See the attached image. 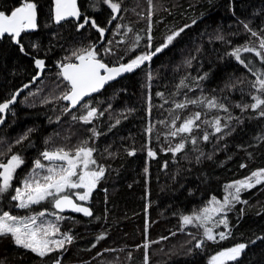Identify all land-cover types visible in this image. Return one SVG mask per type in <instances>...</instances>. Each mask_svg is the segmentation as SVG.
<instances>
[{
	"label": "trees",
	"instance_id": "obj_1",
	"mask_svg": "<svg viewBox=\"0 0 264 264\" xmlns=\"http://www.w3.org/2000/svg\"><path fill=\"white\" fill-rule=\"evenodd\" d=\"M32 2L37 4L38 28L22 33L19 44L12 37L0 42V102L20 92L16 103L0 113L5 118L0 160L13 154L24 159L12 182L15 189L22 187L34 161L42 160L43 151L74 148L87 140L105 172L87 204L92 210L89 218L62 215L48 203L30 209L33 214L47 210L48 216L71 219L66 228L74 239L65 245L64 255L54 251L40 257L10 237H0V264H56L57 258L60 264H211L218 252L240 243L246 248L229 264H264V184L242 190L241 200L247 203L226 210L230 235L223 241L205 240L202 247H195L202 240L200 230L185 226L181 219L200 213L213 198L223 201L234 191L228 185L264 170V117L258 115L261 109L245 108L254 102L253 95L260 94L252 87L256 77L230 55L246 44L258 47L257 38L244 25L264 35V0H152L151 5L148 0H115L121 4L118 14L103 0H79L80 23L90 21L80 29V23L73 21L54 24L53 0ZM22 3L0 0V11L10 14ZM92 20L106 29L103 37L91 26ZM180 28H184L180 36L150 62L85 101L97 109L93 122L79 119L87 114L86 108L64 111L68 105L57 99L67 90L60 65L74 50L95 46L103 62L116 66L154 51ZM136 36L141 38L138 43ZM109 47L114 54H105ZM241 58L264 71L254 53L242 52ZM37 59L44 61L42 74ZM186 98L207 99L177 109L175 105ZM210 100L227 111L207 107ZM196 112L201 118L191 137L169 135L176 117L179 127ZM74 114L78 119H72ZM216 118L223 129L219 133L204 123ZM25 135L27 139L21 140ZM181 142L185 147L179 153L168 150ZM149 150L155 155L149 156ZM13 194L10 190L0 198V211L22 212L10 199Z\"/></svg>",
	"mask_w": 264,
	"mask_h": 264
},
{
	"label": "snow or ice",
	"instance_id": "obj_2",
	"mask_svg": "<svg viewBox=\"0 0 264 264\" xmlns=\"http://www.w3.org/2000/svg\"><path fill=\"white\" fill-rule=\"evenodd\" d=\"M103 2L109 6L112 13L118 14L120 12V2H115V0H103ZM148 3L151 5L152 0H148ZM80 15L77 0H55L54 18L56 23L69 18H76L78 20ZM112 19H116V16L113 15ZM89 23V19L85 18L82 23L78 24V29L84 28ZM91 26L96 28L101 37L104 36L106 29L99 27L95 20L91 21ZM244 27L251 33L252 37L257 38L258 47L246 44L242 48H235L230 55L240 64L245 65L256 77L252 83V87L260 94L253 95L252 99L254 102L246 105L245 108H251L254 111L261 109L258 115L264 117V108H262L264 106V71L252 68L250 64L245 62V59L241 58L242 52L254 53L256 57L260 58L261 63L264 64V35L252 30L247 24ZM37 28V4L32 2V0H23L22 5L12 10L10 14L0 11V38H3L7 34L19 44V38L22 33L36 30ZM128 31H131V29H128ZM183 31L184 28H180L178 31L168 35L166 42L154 51L137 55L128 63H118V66H109L103 62L99 58L100 53L96 51L95 46L74 50L65 58L67 62L60 65V75L67 82V90L58 96L57 99L70 102V106L66 107L64 111L69 112L72 108L80 105L81 108L87 109V114L80 116L79 119L86 124L91 123L97 117V109L91 107L87 102L81 104V101L85 97L99 92L105 84L117 79L122 74L131 73L145 64V62H150L154 55L167 48ZM219 38L223 39V37ZM140 39L139 36L135 37L137 43ZM151 39V36H149L148 40L150 41ZM118 43H123V41ZM147 47L151 48V44L149 43ZM21 51H23V45H21ZM104 52L105 54L112 53V49L110 47L105 48ZM35 65L38 69L43 70L44 61L37 59L35 60ZM181 85L187 86L184 85L183 81H181ZM25 87L28 86L25 85ZM19 94L20 92L17 91L8 100L0 102V113H5L9 110L10 105L16 103V98ZM158 95L163 94L160 93ZM206 99L186 98L183 103H177L175 107L177 109H184L189 104H204ZM207 107H219L227 111L223 105H217L215 100L207 101ZM200 118L201 114L196 112L184 119L181 125L177 127L176 120L179 117H176L172 121L169 135L176 137L179 134H185L191 137L194 129L199 127L196 122ZM72 119L76 120L78 117L74 114ZM3 123L4 120L0 117V124ZM116 123H119V120ZM204 123L213 127L216 133L223 130L219 118H216L214 121L205 120ZM92 131L96 134L95 129H92ZM208 138V134L205 133L203 139L207 141ZM23 139H27V135L21 138V140ZM20 142V140L17 141V143ZM190 142L196 144L197 141L195 138H192ZM87 143L88 141L84 140L74 148L66 149L65 147H58L43 151L40 155L42 160L47 161L48 164L43 163L41 159H36L31 173L23 179L22 187H16L15 189H13L12 182L16 177L17 169L24 164V159L19 154H13L6 161L0 160V198H3L6 193L12 190L14 194L11 195L10 199L17 202L15 206L19 209H31L34 205L48 203L60 213L72 211L82 213L84 216H92L91 210L88 207L82 206L78 201L85 202L90 199L93 190L104 176L105 169L103 166L97 164L96 159L93 157L94 149L87 147ZM184 147L185 144L181 142L175 148H169L168 150L175 154L182 151ZM148 155L154 156L155 153L149 150ZM259 184H264V170L255 171L249 177L228 185L227 188L234 189V191H229L223 203L213 198V207H205L198 214L193 213L192 215L182 216L181 219L185 226L194 225L197 228H203V237L205 239L199 240L195 247H202L205 240L218 242L214 228L219 227L221 224L225 228H228L226 210L234 207L235 203H247L241 200V191L251 189ZM220 214H223L224 218L219 220L213 219L214 216ZM46 215H48L47 210L25 216H17L8 211H0V237H10L15 245L30 250L40 257H45L53 251L63 250L65 245L71 244L74 238L69 233H61L59 224L45 219ZM51 215H55L57 221L64 219L63 216L56 215L55 213ZM209 223L212 224V227L208 226ZM188 234L192 235L191 233ZM229 235L230 232L221 231L218 233V238L220 241H223ZM103 238V236L99 237V239ZM193 238L195 239V237ZM245 248L246 244L240 243L222 250L211 258V264H229V262L237 260ZM56 264H60L58 258Z\"/></svg>",
	"mask_w": 264,
	"mask_h": 264
},
{
	"label": "rangeland",
	"instance_id": "obj_3",
	"mask_svg": "<svg viewBox=\"0 0 264 264\" xmlns=\"http://www.w3.org/2000/svg\"><path fill=\"white\" fill-rule=\"evenodd\" d=\"M251 65H253L254 67H256V63H254V62H251ZM43 73V70H40L39 69V74H42ZM63 78V77H62ZM3 120H5V118L3 117ZM0 126H1V124H0ZM45 163H46V165L48 164L46 161H44ZM95 190V189H94ZM93 190V191H94ZM234 190V189H233ZM228 193V192H227ZM217 200V199H216ZM213 201V200H212ZM212 201L210 202V204L209 205H207V207H209V208H211V207H213L214 205H213V203H212ZM217 201H220L221 203H223V201L222 200H217ZM89 202H90V199L88 200V201H85V202H83V203H85L86 205L87 204H89ZM18 209V208H17ZM24 210V211H23ZM19 211H22V212H15V213H11V214H13V215H17V216H25V215H29V214H33V213H31L30 212V209H22V210H19ZM202 212V211H201ZM19 214V215H18ZM222 218H224L223 217V214H220V215H216V216H214L213 217V219L214 220H219V219H222ZM45 219H48V220H51L52 222H55V223H58L59 224V226H60V232L61 233H69L70 235H72L71 233H70V231L66 228V226L67 225H69V222H72V221H69V220H71V219H69V218H64V219H62V220H59V221H57L56 219H55V215H50V216H48V215H46V217H45ZM226 219H227V215H226ZM65 220L67 221V222H65ZM194 227V225H190V227ZM209 227H212V224L211 223H209V225H208ZM196 227V226H195ZM199 230H200V233H201V237H202V239H205L204 237H203V228H198ZM227 230H228V228H225L224 227V225H220L219 227H215L214 228V233L215 234H217V239H219L218 238V233L219 232H221V231H224V232H227ZM73 236V235H72ZM200 238V237H199ZM218 241V240H217ZM146 250H145V252L146 253H148L149 252V247H148V245L146 246V248H145ZM58 251H60V254H62V255H64L65 253H64V249L63 250H58ZM54 252V251H53ZM110 264H111V262H109Z\"/></svg>",
	"mask_w": 264,
	"mask_h": 264
},
{
	"label": "water",
	"instance_id": "obj_4",
	"mask_svg": "<svg viewBox=\"0 0 264 264\" xmlns=\"http://www.w3.org/2000/svg\"><path fill=\"white\" fill-rule=\"evenodd\" d=\"M54 1V8H53V21H54V24L55 25H61V24H63V23H65V22H68V21H73V22H75V23H80V21H81V19H82V16H83V13H82V11L80 10V7H79V0H77V7H78V9H79V11H80V18L77 20L76 18H69V19H66V20H64V21H61L60 23H56L55 22V18H54V9H55V0H53ZM32 31H35V30H32ZM32 31H28V32H32ZM22 35V34H21ZM4 37H10V36H8L7 34L4 36ZM3 37V38H4ZM21 37V36H20ZM3 38H0V42L3 40ZM15 41V40H14ZM16 43V42H15ZM116 66H118V65H116ZM60 71H61V68H60ZM132 73V72H131ZM128 74H130V73H124V74H122L121 76H119L117 79H115V80H112V81H110L109 83H107V84H105V86L99 91V92H96V93H93L92 95H90V96H87V97H85L84 98V100L83 101H81V104H83L85 101H87V100H90V99H92L93 97H95V96H97L98 94H100L107 86H109V85H111V84H113L114 82H116V81H118L119 79H121V78H123L124 76H126V75H128ZM66 82V81H65ZM67 83V82H66ZM64 103L66 104V105H68V106H70V102H68V101H64ZM80 107V105H77V107L76 108H72L71 109V111H73V110H75V109H77V108H79ZM0 130H1V126H0ZM82 206H85V207H88L90 210H91V208L88 206V205H85V204H81ZM56 210V209H55ZM58 213H60L58 210H56ZM91 212H92V210H91ZM60 214H62V215H74V216H82V217H84V218H89V217H91V216H84L82 213H76V212H72V211H65V212H63V213H60Z\"/></svg>",
	"mask_w": 264,
	"mask_h": 264
},
{
	"label": "bare ground",
	"instance_id": "obj_5",
	"mask_svg": "<svg viewBox=\"0 0 264 264\" xmlns=\"http://www.w3.org/2000/svg\"><path fill=\"white\" fill-rule=\"evenodd\" d=\"M101 4V3H100ZM103 6V5H102ZM88 14H89V12H88ZM231 24V23H230ZM100 26V25H99ZM236 69H238V67L236 68ZM235 69V70H236ZM232 71V70H231ZM235 75V74H234ZM249 76V75H248ZM232 79H233V77H232ZM238 79V78H237ZM236 79V80H237ZM247 79V78H246ZM235 80V81H236ZM239 80V79H238ZM242 80V79H241ZM234 81V80H233ZM248 81V80H247ZM239 82V81H238ZM235 83H237V82H235ZM240 83V82H239ZM242 83H244V82H242ZM242 83H240V84H242ZM237 85V84H236ZM245 86V85H244ZM249 86V85H248ZM233 88V87H232ZM238 88V87H237ZM246 91H247V89H246ZM253 91V90H252ZM123 92V91H122ZM234 92V91H233ZM236 92V91H235ZM244 92V91H243ZM249 94V93H248ZM113 95V94H112ZM243 95V94H242ZM247 95V94H246ZM109 97V96H108ZM108 97H106V98H108ZM117 97H118V95H117ZM117 97H116V100H117ZM109 98H111V97H109ZM113 98H114V96H113ZM112 99V98H111ZM100 100V99H99ZM112 101H114V100H112ZM115 102V101H114ZM104 103H106V102H104ZM108 103V102H107ZM112 103V102H111ZM117 103V102H116ZM115 103V104H116ZM235 103H237V101L235 102ZM240 103V102H239ZM90 104V103H89ZM109 104V103H108ZM114 105V104H113ZM117 105V104H116ZM121 105V104H120ZM243 104L241 103V106H242ZM247 105V104H246ZM100 106V105H99ZM110 106V105H109ZM123 106V105H122ZM130 106V105H129ZM112 107V106H111ZM263 107V106H262ZM121 108V107H120ZM129 109V108H128ZM238 109V108H237ZM86 110V109H85ZM121 110V109H120ZM106 111V110H105ZM112 111H114V110H112ZM83 112H85V111H83ZM118 114V113H117ZM128 114V113H127ZM122 115V114H121ZM128 116H129V114H128ZM132 118V117H131ZM122 119V118H121ZM110 121V120H109ZM134 121V120H133ZM93 122V121H92ZM137 123V122H136ZM83 124V123H82ZM2 125V124H1ZM114 125V124H113ZM116 125V124H115ZM135 125V124H134ZM134 125H132V126H134ZM131 126V125H130ZM136 128V127H135ZM127 129V128H126ZM125 129V132L127 131ZM115 134H116V132H115ZM132 136V135H131ZM126 138V137H125ZM127 139H129V137L127 138ZM122 140H124V139H122ZM130 140V139H129ZM113 143V142H112ZM111 143V144H112ZM114 144V143H113ZM126 144V143H125ZM115 145V144H114ZM131 145V144H130ZM113 147V146H112ZM116 148V147H115ZM125 148V147H124ZM112 151V150H111ZM117 151V150H116ZM108 153H110V152H108ZM111 155V154H110ZM114 156V155H113ZM114 158V157H113ZM114 160V159H113ZM113 162V161H112ZM147 164V163H146ZM145 164V165H146ZM148 166H149V164H148ZM152 171V170H151ZM147 175V174H146ZM20 176V175H19ZM149 176V175H148ZM137 180V179H136ZM138 181V180H137ZM136 182V181H135ZM19 215V214H18ZM93 230V229H92ZM102 230V229H101ZM95 232V231H94ZM105 237V236H104ZM239 259V258H238Z\"/></svg>",
	"mask_w": 264,
	"mask_h": 264
},
{
	"label": "flooded vegetation",
	"instance_id": "obj_6",
	"mask_svg": "<svg viewBox=\"0 0 264 264\" xmlns=\"http://www.w3.org/2000/svg\"><path fill=\"white\" fill-rule=\"evenodd\" d=\"M82 203H83V202H82ZM82 203H81V204H82Z\"/></svg>",
	"mask_w": 264,
	"mask_h": 264
}]
</instances>
